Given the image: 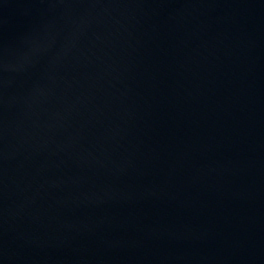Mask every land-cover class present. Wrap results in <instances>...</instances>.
Here are the masks:
<instances>
[{
	"label": "water",
	"instance_id": "95a60500",
	"mask_svg": "<svg viewBox=\"0 0 264 264\" xmlns=\"http://www.w3.org/2000/svg\"><path fill=\"white\" fill-rule=\"evenodd\" d=\"M0 264H264V0H0Z\"/></svg>",
	"mask_w": 264,
	"mask_h": 264
}]
</instances>
